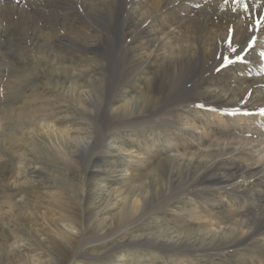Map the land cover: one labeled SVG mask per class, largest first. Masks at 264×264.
<instances>
[{
    "label": "rangeland",
    "instance_id": "1",
    "mask_svg": "<svg viewBox=\"0 0 264 264\" xmlns=\"http://www.w3.org/2000/svg\"><path fill=\"white\" fill-rule=\"evenodd\" d=\"M59 1H1L0 263L45 261L50 235L75 214L83 229L69 247L73 264H264V176H256L264 167L238 179L224 172L243 164L229 148L244 146L247 134L230 135L214 116L204 130L195 124L191 97L176 93L181 65L153 51L137 19L124 28L132 37L123 48V31L110 35L122 56L112 62L100 21L84 15L89 3ZM86 1H95L96 16L107 13L101 0ZM246 85L220 86L241 95ZM164 106L174 112L159 118ZM218 137L221 146L206 149ZM96 211L91 258L83 247L98 230ZM18 240L30 247L13 251ZM122 241L125 257L112 261L106 250Z\"/></svg>",
    "mask_w": 264,
    "mask_h": 264
},
{
    "label": "bare ground",
    "instance_id": "2",
    "mask_svg": "<svg viewBox=\"0 0 264 264\" xmlns=\"http://www.w3.org/2000/svg\"><path fill=\"white\" fill-rule=\"evenodd\" d=\"M1 1L0 8L2 7ZM8 2L5 5H8ZM94 2L81 0V3L92 5L91 7L86 6L84 10L87 12L83 10L84 15L88 19L100 21L99 24L107 33V43H109L111 51H109V56L112 60H115L112 62H116V59L119 60L122 56L113 51V40L110 35L117 36L121 34L119 31H123L120 40L116 43L118 50L122 47L123 41L132 37L131 34L124 32V28L129 27L131 22L133 23L137 19L136 23H139V25L136 28L140 30L139 33L149 38L152 37L154 46H151V48H153V51H162L164 58L172 60L174 64L181 65L176 80V93L180 92L181 89L182 92L184 91L183 84L192 82L191 86L185 89L187 95L180 92L178 99L183 100L186 96L184 99L186 100L191 97L188 100L189 105L185 106L189 109L188 115L192 113L194 116L197 115V118L201 116L198 122L194 121L195 124L204 130L206 128L205 120L208 119L206 117L214 116L213 121L216 122V119H218L220 126L231 127L228 130L230 133L234 128L235 130L241 129L243 133L247 134L249 141L244 146H241L240 143L238 145L241 147L229 148L234 151L233 156L237 157V160H240L239 162L243 164L240 166L236 164L225 169L226 176H233V179H238L249 174L254 166L255 168L264 167V76L258 78L259 80L256 78L264 72V0H101L109 7L106 10L107 13L102 17L95 15L99 10H95ZM9 7L11 10L3 12L4 16L8 18L13 14L12 4H9ZM120 26H123V30ZM254 53H256L257 61H253L251 58ZM229 57L233 61L221 65L222 61ZM206 70L207 73L204 74ZM229 75L236 78L228 79ZM201 77L204 78L200 82L199 78L201 79ZM210 78L216 80V83L211 81ZM255 78L257 81L254 80ZM223 81L232 83L234 86L247 84L244 88L248 91L244 93L241 90L243 94L236 95L231 89L223 90L220 86ZM201 90L205 91L203 95L205 94L206 97L200 94L201 92L199 93ZM214 95L217 98L216 102L207 103L208 99H213ZM255 95L259 97L257 101H254L253 97ZM173 103L180 105L181 102L175 101ZM166 108V106L162 108L164 112L158 115L159 118L170 116L174 112L171 106L168 109ZM219 113L224 115V119L221 118ZM244 126L248 128H244ZM250 126H253V129ZM202 130L197 132L202 133ZM216 134L218 135V133ZM230 135H233V132ZM222 140H224L223 137H218L216 142H212L206 149L211 150L213 147L221 146L220 142ZM230 145H232V141L225 144V150ZM200 148L198 147V149ZM229 172H232V174H229ZM256 176H264L263 171ZM251 182L255 185L258 180L252 178ZM259 187L262 188V185H259ZM262 191L264 189L260 190V192ZM104 196L107 203L109 198H106V195ZM88 200L92 201V196ZM99 213L97 211L91 212L95 215L96 229L101 227V221H97ZM67 218L68 220L64 219V221L62 219L57 232L50 235L49 247L46 248V255L43 256L45 261L40 259L37 264H73L70 259L67 260L69 247L75 245V238L80 235L83 228L79 222V217L75 214L68 215ZM99 229L96 230L94 236L86 240L89 244L83 247L85 256L91 258L94 256V251L97 249L95 243L96 240H99ZM26 241H16L13 251L18 253L22 249H28L27 247L30 246L29 242L26 243ZM38 242V246H44L42 240ZM125 246V241L120 242L116 249L106 250V252H114L113 254L107 253V256L112 261L125 257V251L123 250Z\"/></svg>",
    "mask_w": 264,
    "mask_h": 264
}]
</instances>
